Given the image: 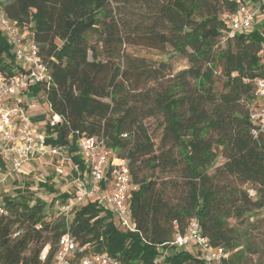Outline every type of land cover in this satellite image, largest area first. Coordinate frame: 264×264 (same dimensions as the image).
Segmentation results:
<instances>
[{"label":"trees","instance_id":"16d2710c","mask_svg":"<svg viewBox=\"0 0 264 264\" xmlns=\"http://www.w3.org/2000/svg\"><path fill=\"white\" fill-rule=\"evenodd\" d=\"M251 1L263 15L249 29L232 32L222 18L236 10L232 0H0L48 67L49 79L23 94L40 93L51 119L59 117L42 127L44 144L64 151L84 172L78 137L103 140L127 161L136 185L128 194L133 230L95 199L75 207L67 220L59 206L48 216L46 204L66 201L73 196L67 191L47 201L3 193L0 264H37L45 246L51 260L66 230L91 253L136 264H257L258 245L229 223L264 207V134L253 136L248 115L255 81L264 79V6ZM132 2L144 13L125 18L119 5ZM93 36L100 51L90 43ZM126 43L169 46L189 64L168 73V62L129 55ZM17 68L0 30V71ZM149 119L160 121L158 145ZM71 172L76 178L74 166ZM39 186L55 192L48 183ZM192 217L213 246L229 253L219 263L171 244Z\"/></svg>","mask_w":264,"mask_h":264},{"label":"built area","instance_id":"2783aa9c","mask_svg":"<svg viewBox=\"0 0 264 264\" xmlns=\"http://www.w3.org/2000/svg\"><path fill=\"white\" fill-rule=\"evenodd\" d=\"M232 1L236 5V10L224 12L223 20L232 32L249 29L259 13L258 8L249 6L246 0ZM0 30L11 43L14 56L21 67L17 68L14 74L0 71V161L5 164V169L0 168V217H2L7 214L2 201V186L9 178L19 181L21 175L28 174L20 170L25 165L42 164L45 155H58L61 160L68 162L70 160L64 151L44 144L45 135L42 127L31 124L25 115L26 106L22 105L25 102L24 91L30 85L49 79L47 64L38 53L37 45L20 30L16 22L12 21L1 7ZM254 95L255 105L249 109L248 115L254 125L252 134L257 137L264 134V79L259 78L255 81ZM58 121L59 117L54 115L50 124ZM77 147L87 169L83 172L80 165H74L77 189L72 197L59 205L60 212L67 220L75 207L87 200L95 199L113 212L121 227L133 230L128 194L136 185L130 180L127 161L117 157L103 140L95 137L79 136ZM15 235L17 233L13 234ZM171 244L195 248L203 258L212 263H219L229 254L223 247L213 246L207 237L202 235L198 221L194 217L189 219L184 233L175 234ZM56 247L51 260L46 261L48 248L46 246L37 264H136L118 260L106 253H91L86 246H79L68 230L59 237Z\"/></svg>","mask_w":264,"mask_h":264},{"label":"rangeland","instance_id":"374dc122","mask_svg":"<svg viewBox=\"0 0 264 264\" xmlns=\"http://www.w3.org/2000/svg\"><path fill=\"white\" fill-rule=\"evenodd\" d=\"M246 1L248 2L249 6H253V2L251 0ZM119 7H121L120 9L125 18L129 16L138 18L139 15H143L144 13L143 10L135 7L134 2L126 5L125 7L122 5H119ZM262 15V13H257L258 18H260ZM89 40L92 46H96L98 48V43L96 42L97 40L95 36L91 37ZM222 43L223 39L221 40V44ZM122 49L129 55L145 57L151 63H157L161 60L168 62V73H175L177 70L185 68L189 64L187 60L182 59L179 55L174 54L169 46L158 49L150 48L142 44L126 43L122 46ZM98 51H100L99 48ZM261 54L263 55L262 60L264 61V41L262 42ZM100 57H102L101 54ZM215 87L218 93L222 91L220 81L215 83ZM39 96L40 93L37 95L31 90L26 92L24 95V101L27 106L24 108V110L27 119L31 122V124H33V126L35 125L37 127H43L47 121L51 120V116L48 110L47 101L45 99L39 100ZM243 104L245 105V101ZM146 124L148 125V130L155 140L156 145H158L161 136L160 121L149 119ZM58 158V155H45L42 164L39 165L38 163L37 165H25L20 171L28 174L21 175L22 179H19V183H17L16 180L9 178L8 181H6L2 186V193H6L7 195L15 194L17 197H19V194H21L25 197H31L33 199L35 197H39L43 201L50 200L51 197L53 198L55 195L65 191L70 192L73 195L77 189L74 178L75 174L71 172V168L74 165L71 162L66 163L67 160L60 159L59 161ZM223 161L224 159L222 157L218 158L216 164H221ZM18 174H20V172ZM169 175L173 176L172 174ZM158 176L163 180L167 177L165 173H158ZM39 182H45L46 184L48 183L52 185V187L55 189V192H49L46 188L40 187ZM17 189H20V193L16 192ZM177 194H181V192L177 191L176 195ZM65 202L66 201L62 202L60 198H55L54 202L46 204L45 208L48 213L47 215L50 216L57 210L59 205H62ZM229 223L234 227H237V229L240 231H245V237H249L253 243L258 245L259 251L253 255V258L257 264H264V207L247 212L240 219L230 218ZM29 250L30 249L25 252L26 255H29Z\"/></svg>","mask_w":264,"mask_h":264},{"label":"crops","instance_id":"0c3cea01","mask_svg":"<svg viewBox=\"0 0 264 264\" xmlns=\"http://www.w3.org/2000/svg\"><path fill=\"white\" fill-rule=\"evenodd\" d=\"M254 3H256V2H254ZM258 3L259 4H263V6H264V0H258ZM255 8H258V12L260 13V8H259V6H256Z\"/></svg>","mask_w":264,"mask_h":264}]
</instances>
